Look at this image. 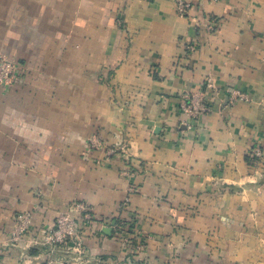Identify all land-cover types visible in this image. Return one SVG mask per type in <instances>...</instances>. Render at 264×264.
<instances>
[{
	"label": "crops",
	"instance_id": "obj_1",
	"mask_svg": "<svg viewBox=\"0 0 264 264\" xmlns=\"http://www.w3.org/2000/svg\"><path fill=\"white\" fill-rule=\"evenodd\" d=\"M187 1L179 16L174 0H0V55L19 64L0 85V264L52 257L46 228L77 200L133 219L144 248L94 221L63 264H264L245 160L264 149V0ZM206 79L211 109L187 129L181 96Z\"/></svg>",
	"mask_w": 264,
	"mask_h": 264
},
{
	"label": "built area",
	"instance_id": "obj_2",
	"mask_svg": "<svg viewBox=\"0 0 264 264\" xmlns=\"http://www.w3.org/2000/svg\"><path fill=\"white\" fill-rule=\"evenodd\" d=\"M176 11L179 16H187L189 14L190 4L187 0H174ZM210 23V22H208ZM196 48L194 42L186 46L188 51H193ZM19 64L4 55H0V85H12L18 81ZM214 93L213 84L210 79H206L203 88L196 92H185L181 96L180 110L187 115L188 122L186 128L190 129L197 120L204 114L210 111V97ZM209 95V96H208ZM228 102H233L236 99L246 100L247 95L238 91H231ZM89 145L97 148L101 142L96 136L89 138ZM80 213L84 219H90L92 212L83 201H72L69 204V210L60 213L53 221L52 225L46 228V234L43 243L48 245V250H51L55 244H65L68 238L75 234V221L72 218V213ZM15 226L10 232L9 246L17 247L23 240L31 226V214L29 212L18 213L14 217ZM75 236V235H74ZM73 236V237H74ZM77 244H79L77 242ZM77 250V249H76ZM41 264H61V261L52 257L46 258Z\"/></svg>",
	"mask_w": 264,
	"mask_h": 264
},
{
	"label": "rangeland",
	"instance_id": "obj_3",
	"mask_svg": "<svg viewBox=\"0 0 264 264\" xmlns=\"http://www.w3.org/2000/svg\"><path fill=\"white\" fill-rule=\"evenodd\" d=\"M209 96V95H208ZM245 160L247 164L252 168V175L254 176L253 183L256 186H264V149L260 145L253 146L245 156ZM230 189L235 190L236 188L230 187ZM71 203V202H70ZM69 203V204H70ZM125 203H123L124 205ZM69 210V205H68ZM67 212V211H66ZM64 213V212H63ZM59 215V214H58ZM72 218L74 219L75 223V236L68 238L67 242L65 244H55L52 246L51 251L54 255H52V258L58 259L61 261V264L64 263V257L61 255L62 253H72L74 250L81 245V239H80V228L83 226H87L91 224L92 222H98L100 225L104 224L105 227H103V231L107 232L109 235L117 236L121 242L123 243V246L128 250H132V254H138L142 251V248H144V242L140 239L139 231L134 228V225L132 224L133 219H127L125 216H114L113 220H110L106 223L103 222V219H97L92 215L90 219H84L80 213H72ZM77 242L79 244H77ZM45 248L48 247L47 244L42 243ZM77 258L76 256L73 258ZM79 258V257H78ZM132 255H130V261L132 263Z\"/></svg>",
	"mask_w": 264,
	"mask_h": 264
}]
</instances>
